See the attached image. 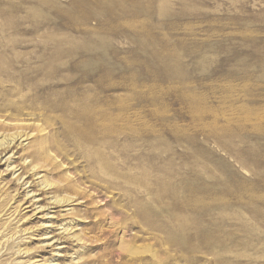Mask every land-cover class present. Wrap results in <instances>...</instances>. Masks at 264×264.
Segmentation results:
<instances>
[{
  "label": "rangeland",
  "instance_id": "obj_1",
  "mask_svg": "<svg viewBox=\"0 0 264 264\" xmlns=\"http://www.w3.org/2000/svg\"><path fill=\"white\" fill-rule=\"evenodd\" d=\"M9 140L0 264H264V0H0Z\"/></svg>",
  "mask_w": 264,
  "mask_h": 264
},
{
  "label": "bare ground",
  "instance_id": "obj_2",
  "mask_svg": "<svg viewBox=\"0 0 264 264\" xmlns=\"http://www.w3.org/2000/svg\"><path fill=\"white\" fill-rule=\"evenodd\" d=\"M4 139H5V138H4ZM1 140H2V139H1ZM6 140H8V139H6ZM3 141H4V140H3ZM3 141L0 142V146H5V145L9 146V145L12 144V140H11V141L9 140L10 142H9V141H8V142H6V141L3 142ZM2 142H3V143H2ZM6 143H7V144H6ZM7 161H8V160H7ZM58 252H59V251H58ZM59 256H60V255H59ZM37 260H38V259H37Z\"/></svg>",
  "mask_w": 264,
  "mask_h": 264
}]
</instances>
